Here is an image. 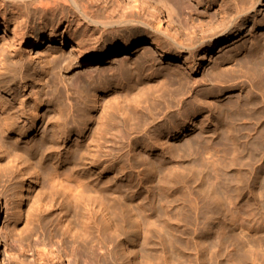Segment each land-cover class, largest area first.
Returning a JSON list of instances; mask_svg holds the SVG:
<instances>
[{
	"label": "rangeland",
	"instance_id": "1",
	"mask_svg": "<svg viewBox=\"0 0 264 264\" xmlns=\"http://www.w3.org/2000/svg\"><path fill=\"white\" fill-rule=\"evenodd\" d=\"M81 1L91 3L94 0ZM168 1L171 3V23L165 17L160 25L156 17L147 15L145 18L155 26L158 24L161 29L168 27L173 31L182 24L187 33L199 35L211 31L217 25L220 11L228 8L224 6L225 0H211L212 3L208 2L210 0H201L202 3L199 0ZM247 1V5L255 4V8L238 35L216 41L215 47L205 53V60L198 71H192L193 83L180 88L177 94L179 100L169 101L170 109L165 105L151 106V98L157 94L159 82L167 79L170 72L191 71L185 69V59L192 61L190 55L196 51L193 48L186 49L182 58L176 60L145 41L127 53H120L117 58L111 56L96 68L82 64L67 73L71 77L69 92L58 88L63 94V99L58 103L65 114L70 109L71 113L72 109L80 107L85 101L91 105L90 99L95 98L91 111L85 110L90 115L85 139L71 135L67 141L59 140L60 145L67 144L72 149L84 141V150L96 148L100 152L101 167L105 165L106 169L103 172H100L101 168L97 169L99 174L96 173L95 177L101 180L102 184L98 185H102L105 193L109 192L111 196L121 193L138 212L139 203L144 200L172 205L169 211L174 214V222L183 223L181 229H187V232L178 231L179 236L174 241L167 237L165 240L159 236L151 237L147 251L143 230L140 236L134 237L133 229L117 220L116 224L113 222L105 229L100 219L84 221V215L75 217L74 209L69 208V199L61 191L64 188L59 187L60 190L56 184H47L46 173L53 169L51 162L39 169L38 182L32 181L33 175L29 172L24 175L26 184L7 179L9 171H13L8 162L21 163V159L4 148L6 141L0 133V264H39L40 256L35 252L44 245L48 250L60 251L64 257L60 263L59 260H51L45 253V264H74L76 258L80 264H109L104 259L106 248L93 241L94 248L86 253L72 242V234L73 230L79 233V237L99 233L104 240H110L112 236L118 240V224L123 229H130L127 231L130 240L118 248V252L130 257L135 255L134 264H264V152L233 150L235 146L249 144L254 139L251 137L257 135V128L262 127L260 123L257 125L252 120H245V116L249 117V107L246 105L258 95V89L251 84L253 75L245 76L238 71L240 60L253 49L254 41L264 40V0L261 3H257V0ZM122 3L116 1L111 4V0H100L98 4L93 3V9L97 15L118 17L122 12ZM198 21H203L205 26L201 28ZM205 21H210V24L206 25ZM150 34V31L137 33L143 39H148ZM131 35L128 30H118L112 37L94 39L90 48L119 43ZM55 45L47 41L35 49L24 51V55L28 52L35 55L38 50L41 60L31 63L23 56L25 67L15 72V81L20 80L14 93L5 95L0 89V117L4 115L23 123L34 99L41 94L47 100V96L52 95L51 87L44 85V81L51 76L47 74L51 67L49 59L58 49L67 54L70 51L68 44L60 48ZM9 52L8 35L0 29V70L7 61L8 65ZM200 54L198 51V56L193 60H198ZM56 107V104L47 102L42 106L44 122L37 125L38 132L33 131L26 142L34 144L39 141L44 129H50L47 121L55 114ZM115 107L121 114L116 117L119 123L111 125L109 133L102 135L100 131L104 128L105 116ZM174 108L187 112V123L179 134H174V130H160L167 128L169 119L177 114ZM138 112L142 118L141 124L147 123L132 134L136 147L129 153L130 158L125 153V146L131 136L128 128L121 124L122 117L132 122L131 117ZM187 143H193V146L188 149ZM39 158L40 154L33 161L36 168ZM64 158L65 154L62 155ZM114 174L117 175L118 184H110ZM64 191L68 192L66 189ZM93 195L94 191L83 197L81 202L92 200ZM206 199L212 201L214 210L210 238L205 229L207 211L199 210L192 224L191 220L176 217L178 210L173 208V204L203 203ZM157 219L154 213L150 221ZM39 221L44 223L43 226L37 225ZM195 227L199 229L195 231L196 235L193 231ZM209 246L213 254L210 262L206 260Z\"/></svg>",
	"mask_w": 264,
	"mask_h": 264
},
{
	"label": "bare ground",
	"instance_id": "2",
	"mask_svg": "<svg viewBox=\"0 0 264 264\" xmlns=\"http://www.w3.org/2000/svg\"><path fill=\"white\" fill-rule=\"evenodd\" d=\"M98 1L100 0H94L91 3L82 2L81 0H0V29L8 35L10 50L9 63L7 65V61L3 70H0V89L5 95H12L16 90V84L20 79L15 81L14 76L19 68L25 67V58L23 56H26L31 63L41 60V56L38 55V50L35 55H32L30 52L24 55V51H27V49H35L47 41L57 44L55 46H59L58 48L61 45L68 44L70 46L68 54L62 49H58L55 51V55L49 59L51 67L47 74L51 76L47 81H44V85L51 87L52 95L50 97L47 96V100L41 94L34 99L25 115L26 121L23 123L15 122L13 119L4 115L0 117V133L6 141L4 148L9 153L18 155L21 159V163L15 162L13 164L10 161L8 162L13 171H9L10 173L6 177L9 181L16 179L20 181L18 184H26L24 175L26 172H29L33 175L32 181L38 182L39 169L43 168L47 162H51L53 169L48 170L46 173L47 184H56L55 186L57 188L62 187L68 191L67 194L66 191L59 188L65 194L66 199H69V208L72 207L74 209L75 217L84 215V221H88L89 218L94 220L100 219L105 229L111 226L113 222L115 224L117 221L121 222L126 224L130 229H133L132 234L134 237L140 236L143 230L144 245L147 251H149L151 237L159 236L164 240L167 237L171 241H174L179 236L178 231L183 233L187 232V229H181V225L184 226L183 223L178 224L174 222V214L169 211V207L172 205L165 202L154 204L148 200H144L139 203L140 211L138 212L134 210L131 203L126 201L125 196L121 193L113 196L109 195V192L105 193L102 185H98L102 184L101 180L99 177H95L96 173L99 174V171L96 172L97 169L100 170L101 168L102 170L100 172L106 169L105 165L101 167L100 162L102 160L100 159V152L96 148L92 147L89 151L84 150V141L76 144L72 149L70 145H60L59 140L67 141L71 135H76V138H81L82 140L85 139L90 119V115L85 110L88 109L87 112L91 111L95 98L90 99L91 105L85 101L80 107L72 109L71 113L70 109L65 114L63 107L58 103V101L63 99V94L58 88L62 87L66 92H69V80H71V77L67 73L75 68H79L82 64L88 68H96L98 64L107 61L111 56L116 57L120 53H127L145 41L146 43L148 41L158 51H162L164 55L176 60L182 58V53L186 49L193 48L196 51L190 55L192 61L185 59V62H187L185 69L191 71L170 72L167 79L163 80L162 83V80L159 82L160 84L156 89L157 94L151 98V106L161 107V105H165V108L169 107L168 109H170L171 105L169 101L176 102V100L180 99L179 97L177 99L180 88H186L190 82L193 83L191 81L192 73L198 71L203 60H205V53L215 47L216 41L227 40L232 36H237L240 29L247 22L250 12L254 10L255 4L249 6L247 5V0H225L224 6L228 8L220 11L217 25L211 31L199 35L198 33L194 34V32L192 34L187 33L186 28L182 24L180 27L172 29L173 31L168 27H165V29L160 28L159 25L162 23L164 17L169 23L172 21L171 3L168 0H111V4H115L116 1L123 2L122 12L118 17L97 15L93 9V3L98 4ZM199 1V3H202L201 0ZM261 1L257 0V3H261ZM208 2L212 3L211 0ZM150 9H152V12ZM163 14H166V16H163ZM147 15L156 17L159 25L157 24L155 26L152 24L150 19L145 18ZM205 22L206 25L210 24V21ZM197 23L202 25L200 26L201 28L205 26L203 25L205 24L203 21H198ZM181 26L185 28L186 32ZM118 30H128L132 35L119 43H107L102 48H90L94 39L99 40L105 36L112 37ZM141 31H150L152 34L149 35L148 39L147 37L143 39L137 35ZM252 45H254L253 49L245 54L242 61L240 60L241 63H239L238 71L245 76L247 74L253 75L251 84L258 89V95L251 102L249 101L250 105L248 103L246 105L249 107V117L245 116V120H252L257 125L260 123L262 127L261 129L258 127L256 130L257 135L251 137V139H255L251 141L255 142L251 143L249 141L250 143H245L243 147L235 146L233 150H238V152L239 150H250L255 153H260L264 152V40H255ZM205 48L206 50H204ZM198 51L201 52L199 59L193 60L198 56ZM21 83H23V80ZM46 102L57 105L55 114L47 121L50 129H44L39 141L30 144L26 142V139L33 131L37 133V125L44 122L45 116L43 117L44 114L41 113V108ZM148 107L147 111H149ZM175 111H177V116L175 115V117L173 116V118L169 119L170 124L167 128H161L160 126L161 131L169 129L168 132L174 130V134L181 132V128L187 123V119L185 118L187 112H181L178 109ZM149 113L151 112L149 111ZM118 115L121 114L117 112L115 107L111 113L105 116V121L103 122L104 128L100 131L102 135H107L109 130H111L109 127L119 121L116 120V117H119ZM151 115L153 118V114ZM78 116H80L79 119H77ZM125 118L127 117H122L121 124L125 128H128L127 131L131 137L127 146H125L126 152H124L126 155L128 153V157H130L129 153L136 147L132 134L138 132V128L147 122L141 124L142 118L139 112L131 117L132 122H127ZM152 120L154 122L155 118ZM11 138L14 139L12 140ZM154 138L156 139L157 136ZM187 144L188 149L193 146V143ZM153 147L155 146H151V148ZM54 152L57 154L54 155ZM39 154L38 168H36L33 161ZM63 154H65L64 159H62ZM23 165H26V167H23ZM64 165H66V168H64ZM110 184H118L117 175H113ZM92 191H94L92 200L89 199L88 201L84 200V202H81L83 197L91 195ZM173 208L178 210V213L175 215L176 217L178 216L181 220H191L190 223L192 224H194L193 220L199 215V210L204 209L207 211L208 216L205 229L208 237L210 238L212 236L214 210L210 199H206L203 203L196 201L177 203L173 204ZM151 209H153L152 212ZM154 213L157 214L159 224H156L157 221H150ZM38 224L41 227L44 223L42 224V221H39ZM118 228L120 230L118 234L120 239L118 240L114 236L110 240H104L99 233L96 236L87 233L89 236L79 237V233H75V230H73L72 242L88 253L89 250L94 248L93 241H95L97 244H101V247L106 248L104 259L109 264H134L135 255L130 257V255L118 252V248L124 244L126 245L130 240V233H127L130 229L127 230V227L123 229L119 224ZM193 231L196 235L197 232L195 231H199V229L195 227ZM106 232L104 231V233ZM133 242H135V239ZM35 253L40 256L39 264H45L43 260L45 253L48 257L50 256L51 260H59L60 263L64 259L60 251L48 250L47 245H44L41 249H37ZM212 259L213 254L209 246L206 252V260L210 262ZM74 264H80L79 259L76 258Z\"/></svg>",
	"mask_w": 264,
	"mask_h": 264
}]
</instances>
